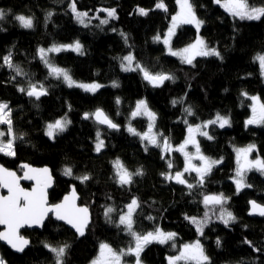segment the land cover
Returning <instances> with one entry per match:
<instances>
[{
  "label": "trees",
  "instance_id": "16d2710c",
  "mask_svg": "<svg viewBox=\"0 0 264 264\" xmlns=\"http://www.w3.org/2000/svg\"><path fill=\"white\" fill-rule=\"evenodd\" d=\"M69 2L0 0V9L6 13L5 19L0 21V65H3L2 58L11 52L13 62L27 74L16 76L6 65L0 66V102L7 103L11 109L16 136L23 135V139L15 142V156L0 153V164L16 171L23 163L48 166L55 178L48 194L49 203L59 202L74 185L79 203L90 207L92 221L86 234L78 238L65 225L49 217L40 231L22 232L30 241L22 255L11 253L0 245V257L6 264H55L53 254L44 244L67 243L70 247L65 264H89L100 243H108L117 251L127 249L131 237L116 223L125 205L136 198L140 203L134 216L137 232L147 233L157 227L175 232L176 249L198 239L212 264H264V217L247 215L251 200L264 205V174L249 171L246 183L251 187L239 192L231 180L235 170V147L254 144L255 154L264 159V125L245 126L250 115V100L241 95L242 92L258 95L264 102V83L254 60L256 54H264V17L240 20L229 15L214 0H191L197 18L204 22L199 29L200 36L221 56L197 57L188 65L166 54L164 46L154 40L157 35H163L179 11L177 0H163L167 11L155 7L158 0H76L78 11L89 13L87 27L77 22L68 7ZM248 2L253 7L264 6V0ZM112 8L116 9L117 18L101 25L100 19L107 18V13L99 10ZM139 8H144L148 14L140 15ZM48 12L53 13L50 19L46 18ZM17 15L32 17L34 27H21L15 20ZM196 34L193 25L179 26L172 47L190 44ZM75 41L82 45L83 55L64 51L50 55V60L65 68L75 81L103 85L95 93L68 87L61 79L50 76L39 58V48ZM129 53L150 72L167 73L174 80L153 87L139 71H122L121 59ZM29 81L42 83L47 95L36 100L20 92L18 89H26ZM113 82L119 86L113 87ZM140 99H144L156 114L157 133L167 137L173 146L185 138L188 126L183 122L185 119L192 125L211 120L217 113L230 119L231 126L208 127L212 140L203 136L197 138L202 154L213 159L222 158V163L213 168L203 186L190 190L175 180L165 179L162 173L174 175L182 170V156L174 152L169 160L160 147L146 150L138 136L126 131L129 123L139 132L146 129V119H129L135 102ZM173 100L183 102L173 105ZM189 106L194 112L192 116L184 112ZM98 108L103 109L119 128L111 130L91 118H83L84 113H93ZM64 117L71 121L67 129L53 140L48 138L45 125ZM0 128L5 130L3 125ZM97 131L104 141L100 152L94 151ZM117 159L130 172L141 169L143 175L134 176L130 185L121 186L113 167ZM169 161L173 165L171 169ZM65 167L72 168V177L63 174ZM85 174L90 176L85 183L74 178ZM184 178L189 183H197L194 173L185 174ZM221 193L228 197L224 208L236 219L228 226L214 219L201 236L185 217L203 218L205 211L210 210L203 204L204 195ZM108 206L116 209L111 214L113 223H108L104 215ZM246 240L252 245L245 243ZM170 253L169 244H149L141 253L142 264H167Z\"/></svg>",
  "mask_w": 264,
  "mask_h": 264
},
{
  "label": "snow or ice",
  "instance_id": "6c2138e0",
  "mask_svg": "<svg viewBox=\"0 0 264 264\" xmlns=\"http://www.w3.org/2000/svg\"><path fill=\"white\" fill-rule=\"evenodd\" d=\"M214 2L221 7L231 16L239 18L240 20H260L264 17V6L253 7L249 4L248 0H214ZM180 7V11L172 17L171 27L163 40V43L167 46L168 52L172 56L180 58L182 63L192 65L193 61L197 57H220L221 54L216 48L209 47L203 38L197 37L196 41L180 50H173L171 47V39L175 35L176 29L181 25H194L199 32L200 27L204 23L197 18L194 10V5L191 0H177ZM71 13L75 19L85 27L88 26L86 19L90 22L89 13L78 11L76 6V0H70L68 5ZM156 8L167 11V7L163 0H158L155 5ZM99 11L106 12L107 18L100 19V24H108L109 19H116V9H100ZM138 13L140 15H147L148 11L144 8H139ZM53 15L52 12L47 13L48 19ZM6 13L0 9V21L4 20ZM98 19L99 17H92ZM15 20L19 22L20 26L25 29H31L34 27L33 18L26 17L24 15L15 16ZM2 30V29H0ZM121 36L124 37L127 42V36L123 32ZM161 37L157 35L154 40L160 41ZM71 49L83 55L82 45L77 41L72 45H56L51 47L39 48L38 55L40 60L49 70V75L56 79H63L68 87H78L84 89L86 92L95 93L103 87L98 83L84 84L75 81L68 71L64 68L56 66L49 58V53H59L64 50ZM3 65H6L9 69L15 72L16 76L27 75L23 72V69L16 65L12 60V53H7L3 58ZM255 60L259 62L261 72L264 74V54H257ZM135 62V56L132 53L122 57L121 69L122 71H139L142 73L143 79L146 80L153 87H161L165 81L174 80V77L167 73H152L147 68ZM15 79V76L13 77ZM116 82H113V87H118ZM20 92L26 93L28 97H34L39 100L42 96L47 95V88L42 83H33L29 81L28 87L18 89ZM242 96L247 97L252 101L251 111L252 115L245 122V126L248 125H264V102L260 101L259 97H249L246 92L241 93ZM120 103L119 98L116 101ZM183 100H173V105L182 103ZM184 112L187 116L194 115L192 108L186 107ZM145 115L148 117L149 130L147 133H138L131 125L128 127V132L132 135L140 136L142 141H147L149 145L160 147L162 152H169L174 150L180 152L184 156V168L182 171H177L173 175L172 173H162L167 180H175L177 183L186 185L188 189H193L197 186H203L208 175L211 174L214 167L222 163V158L212 159L202 154L197 135L206 137L208 140H212L213 137L209 135L206 129L211 125H218L220 128L231 126V121L228 117L222 116L219 113L216 114L214 119L204 121L201 124L192 125L188 124L187 119L183 122L187 124V137L178 147L172 149L167 137H163L162 133L153 132L154 122L156 120V114L152 112L144 100L137 101L135 109L132 111L131 116L133 118ZM84 119H94L97 124L106 125L110 129H118L119 125L113 122V120L104 112L103 109H96L93 113H84ZM71 121L66 117L56 119L54 122L49 123L46 127V135L51 139L56 134L64 132L67 129L68 124ZM0 125H6V130L0 131V153L7 156H15V142L17 139H23V135L17 137L13 129V121L11 119V109L9 105L4 102H0ZM101 133L97 131V143L95 150L100 152L104 147V141L100 138ZM189 145L195 147V153L187 151ZM147 150V148H146ZM255 150V145L250 144L245 148L236 149V170L234 182L236 184V190L239 192L242 188L251 187L246 183L247 172L255 169L256 171L264 174V159L256 158L250 159L252 152ZM162 158H164L162 156ZM193 160L200 161V164H194ZM24 169L23 176H18L16 172L11 171L2 165H0V188L7 190V195H0V225L4 226V229L0 231V241L6 242L12 249L17 252H23L29 245V240L21 235V229L24 227L43 226L44 220L48 217L49 213H53L55 218L60 221H64L67 225H70L79 236H84L85 229L90 223V214L87 206H80L77 204L79 199L76 189L73 186L70 194L64 196L63 200L58 204H49L48 189L52 186V175L50 169L35 168L28 164L21 166ZM115 169V176L117 183L121 186L130 185L133 182L134 176L143 175L141 169H137L136 172H130L119 159L113 162ZM168 167H173L172 162H168ZM196 173V184L189 183L185 179V173ZM65 176L72 177L73 170L71 167H65L63 170ZM81 183H85L90 179V176L85 174L82 176L74 177ZM21 180L34 181V186L31 190H28L21 186ZM228 197H225L223 193L219 195H204L203 204L207 208L209 205H219V215L216 219H219L225 226H228L230 222H234L236 217L232 212L223 207L227 202ZM251 211L250 215L256 214L264 217V205L258 204L256 201H250ZM127 211L121 212L119 215L118 223L116 226L119 228L123 226V230L131 237V242L127 249L115 250L108 243H101L99 245L98 255L92 260L91 264H127L124 259L127 256H133L135 258L134 264H142L141 253L145 248L152 243L160 245L169 244L172 248L176 247L175 240L177 233L165 232L161 228L157 227L153 231L147 233H139L135 230L134 216L137 209L140 207L138 199L133 198L130 203L125 205ZM111 206L105 208L104 215L108 223H113L112 213L115 212ZM215 215V211L213 212ZM209 211H205L203 218L197 217H185L196 228V231L203 236L204 228L209 224L211 220ZM152 219V217H149ZM245 243L252 245L251 241H245ZM216 244L219 247L221 241L219 238L216 240ZM54 257L55 264H65L64 258L67 255V250L70 245L65 243L60 246H52L48 243L44 244ZM259 251V249H254ZM168 264H212L211 258L207 255L204 245L200 240H196L193 243L183 244L177 255L167 257ZM0 264H6L2 257H0Z\"/></svg>",
  "mask_w": 264,
  "mask_h": 264
},
{
  "label": "rangeland",
  "instance_id": "374dc122",
  "mask_svg": "<svg viewBox=\"0 0 264 264\" xmlns=\"http://www.w3.org/2000/svg\"><path fill=\"white\" fill-rule=\"evenodd\" d=\"M179 6V5H178ZM179 11H180V7H179ZM178 11V12H179ZM177 12V13H178ZM78 22V21H77ZM171 22H172V19H171V21H170V23H169V26H168V28H167V30L163 33V35H161L160 37H161V39H160V41H158V42H160L163 46H164V48H165V52H166V54H168V55H170L169 54V52H168V48H167V46L163 43V40H164V38H165V36H166V34H167V32H168V29L171 27ZM79 23V22H78ZM80 24V23H79ZM82 25V24H81ZM194 26V25H193ZM195 27V26H194ZM196 28V27H195ZM178 29V28H177ZM177 29H176V31H177ZM176 33V32H175ZM201 37L200 36V34H199V32H197V34H196V37H195V39H194V41L193 42H191L190 44H192V43H194L195 41H196V39H197V37ZM174 37V36H173ZM173 37H172V39H173ZM202 38V37H201ZM172 39H171V47H172ZM77 41H75V42H71V43H65L64 45H72V44H75ZM58 45H62V44H58ZM189 45V44H188ZM188 45H186V46H188ZM186 46H183V47H181V48H173L172 47V49L173 50H180V49H183L184 47H186ZM49 47H51V46H49ZM49 47H47V48H49ZM47 48H45V49H47ZM64 51H71V52H75V53H78V52H76V51H73V50H71V49H68V50H64ZM64 51H61V52H64ZM52 54H54V53H49V58H50V55H52ZM128 55V54H127ZM170 56H172V55H170ZM257 56V54L255 55V57ZM173 57H176V58H178L179 60H180V58L179 57H177V56H173ZM255 57H254V60H255ZM181 61V60H180ZM256 61V63L258 64V67H259V71H260V74H261V77H262V81H263V83H264V74H262V72H261V68H260V65H259V62L257 61V60H255ZM136 62H134V64H135ZM57 66V65H56ZM58 67H60V66H58ZM62 68V67H61ZM48 69V68H47ZM65 69V68H64ZM48 72H49V70H48ZM61 80L63 81V79L61 78ZM64 82V81H63ZM78 82V81H77ZM65 83V82H64ZM78 83H84V84H91V83H97V82H88V83H86V82H78ZM66 84V83H65ZM99 84V83H98ZM101 85V84H100ZM75 88H78V87H75ZM78 89H81L82 91H84V89H82V88H78ZM86 92V91H85ZM91 93V92H90ZM249 97H251V96H256V97H259L258 95H248ZM140 100H144V99H140ZM140 100H137V101H140ZM250 100V99H249ZM137 101L135 102V104H134V107H133V109H132V111L135 109V106H136V103H137ZM145 101V100H144ZM261 101V100H260ZM251 106H252V101L250 100V115H249V117H248V119L250 118V116L252 115V111H251ZM132 111L130 112V116H129V119L130 120H133V119H135V118H133L132 116H131V113H132ZM137 117H142V118H144V119H146V121H147V126H146V129L144 130V131H142V132H139L138 130H136V128L131 124V123H129L128 125H126V131L128 132V127H129V125H131L133 128H135V130L138 132V133H147L148 132V130H149V123H150V121H149V119H148V117L147 116H145V115H140V116H137ZM67 118V117H66ZM68 119V118H67ZM214 119V118H213ZM247 119V120H248ZM69 120V119H68ZM55 121V120H54ZM54 121H52V122H54ZM52 122H50V123H52ZM49 123H47L46 125H45V127H44V132L46 133V127H47V125H48ZM201 124V123H200ZM154 125H155V122H154ZM197 125V124H196ZM4 127H5V130H6V125H3ZM68 126H69V124H68ZM67 126V127H68ZM216 126H218V125H216ZM256 126H258V125H256ZM219 127V126H218ZM226 127H228V126H226ZM208 129V128H207ZM206 129V131H208ZM0 131H4L3 129H1L0 128ZM153 132H155V133H157V131L155 130V126H154V128H153ZM129 133V132H128ZM59 134V133H58ZM131 134V133H130ZM46 135V134H45ZM57 135V134H56ZM55 135V136H56ZM47 136V135H46ZM137 136V135H136ZM198 136L199 135H197V138H198ZM48 137V136H47ZM187 137V128H186V135H185V138ZM49 138V137H48ZM100 138L102 139V137L100 136ZM138 138L140 139V141H141V143H142V145L145 147V148H148V147H153L152 145H149L148 143H147V141H142L141 140V138H140V136H138ZM185 138L179 143V144H177V145H175V146H173V145H171L172 146V149H175L176 147H178L181 143H183V141L185 140ZM52 140L54 139V138H51ZM198 140V139H197ZM98 141H97V137H95V140H94V151L95 152H97L96 150H95V147H96V143H97ZM248 145H250V144H247V145H245V146H240V147H235L234 148V155H235V170H236V167H237V164H236V149H238V148H245V147H247ZM187 151L188 152H190V153H195V147L194 146H192V145H189L188 146V148H187ZM174 152H177V151H174V150H170L169 152H166L167 154H168V156H169V160H170V157L172 158V155H173V153ZM255 152H256V147H255V150L252 152V154H251V156H250V159H256V158H261L259 155H257V154H255ZM177 153H179L181 156H182V159H183V168H184V164H185V161H184V156L180 153V152H177ZM204 155V154H203ZM206 156V155H205ZM208 157V156H207ZM213 159V158H212ZM262 159V158H261ZM218 160V159H217ZM193 163L194 164H197V165H199L200 164V161H198V160H193ZM183 168H182V170H183ZM181 170V171H182ZM235 170H234V174H233V176H232V178H231V180L233 181V183H234V185H235V187H236V184H235V182H234V177H235ZM253 170H255V169H253ZM252 171V170H251ZM194 173V172H193ZM193 173H185V174H193ZM248 173V172H247ZM195 175H196V173H194ZM243 189V188H242ZM241 189V190H242ZM131 202V201H130ZM129 202V203H130ZM209 207H210V210H209V215L212 217L211 218V221L212 220H216V215L218 214L219 215V209H220V206L219 205H215V206H212V205H209ZM224 207V206H223ZM226 209V208H225ZM127 211V209H126V207H125V209H124V212H126ZM215 211V215H213V212ZM196 240H198V239H196ZM196 240H194V241H192V242H190V243H193V242H195ZM101 244V243H100ZM99 244V245H100ZM181 247V246H180ZM180 249V248H179ZM179 249H176V248H172V253H170V254H168L167 255V257H169V256H174V255H177L178 254V251H179ZM98 251H99V247H98ZM98 251H97V253H96V255H95V257L98 255ZM94 257V258H95ZM93 258V259H94ZM130 258H131V260H130ZM92 259V260H93ZM126 261H127V264H134V260H135V258L133 257V256H127V257H125L124 258ZM92 260L90 261V263L89 264H91V262H92ZM167 264H168V260H167V262H166Z\"/></svg>",
  "mask_w": 264,
  "mask_h": 264
},
{
  "label": "water",
  "instance_id": "95a60500",
  "mask_svg": "<svg viewBox=\"0 0 264 264\" xmlns=\"http://www.w3.org/2000/svg\"><path fill=\"white\" fill-rule=\"evenodd\" d=\"M94 112H95V111H94ZM92 120L95 122L94 119H92ZM95 123H96V122H95ZM96 124H97V123H96ZM98 125H100V124H98ZM100 126L108 128L106 125H100ZM108 129H110V128H108ZM111 130H113V129H111ZM23 164H27V163H23ZM23 164H21V165L19 166V171H16V170H13V169H9V168H7V169L16 172L18 176H23L24 169L21 167ZM0 165H2V164H0ZM28 165H31V164H28ZM2 166H3V165H2ZM31 166H32V167H35V168H44V167L49 168L48 166H34V165H31ZM3 167H5V166H3ZM5 168H6V167H5ZM49 169H50V168H49ZM50 172H51V169H50ZM51 175H52V172H51ZM52 181H53V182H52V186L48 189V194H49L50 190L53 188V185H54L55 178H54L53 175H52ZM20 183H21V186H22V187H24L23 184L29 185V187H24V188H26V189H28V190H31V188L34 186V183H35V182H34V181H28V180H21ZM73 186H74V185H71V186H70L68 192H67L64 196L70 194V192L72 191ZM74 187H75V186H74ZM75 189H76V188H75ZM76 192H77V191H76ZM0 195H7V190H6V189H3V188H0ZM77 195H78V197H79V194H78V193H77ZM64 196L61 198V200H60L59 202H57V203H55V204L60 203V202L63 200ZM48 200H49V199H48ZM79 200H80V197H79V199L77 200V204H78V205H80V206H86V205H81V204L79 203ZM251 201H253V200H251ZM49 204H51V203H49ZM258 204H259V203H258ZM260 205H261V204H260ZM87 207H88V209H89V214H90V223H89V225H88V227H89L90 224H91V221H92V215H91V211H90L89 206H87ZM250 211H251V205H250V202H249V209H248L247 215H248L249 217H261V216L256 215V214L250 215V214H249ZM217 215H218V214H217ZM217 215H216V216H217ZM49 217H51L53 220H55V221H57V222H59V223L65 225V226H66L69 230H71V231H72V232H73L78 238L83 237V236H79V235L75 232V229H73L70 225H67L64 221L57 220V219L55 218V215H54L53 213H49L48 217L44 220L43 225H44V223L46 222V220H47ZM216 220H217L219 223L223 224L219 219H216ZM210 221H211V220H210ZM42 227H43V226L24 227V228H22V229L20 230V231H21V235H23V234H22L23 231H33V230H38V231H40V230L42 229ZM88 227L85 229V234H86V231H87ZM3 229H4V226L0 225V231H2ZM85 234H84V235H85ZM23 236H24V235H23ZM24 237H25L26 239H28L26 236H24ZM28 240H29V239H28ZM29 242H30V241H29ZM29 244H30V243H29ZM0 245L6 247V248H7L8 250H10L12 253L17 254V255H22V254L26 251V249L29 247V245H28V246L25 248V250H24L23 252H17V251H15L14 249H12V248H11L6 242H4V241H0Z\"/></svg>",
  "mask_w": 264,
  "mask_h": 264
},
{
  "label": "bare ground",
  "instance_id": "6f19581e",
  "mask_svg": "<svg viewBox=\"0 0 264 264\" xmlns=\"http://www.w3.org/2000/svg\"><path fill=\"white\" fill-rule=\"evenodd\" d=\"M90 208V207H89ZM11 252V251H10ZM12 253V252H11Z\"/></svg>",
  "mask_w": 264,
  "mask_h": 264
}]
</instances>
